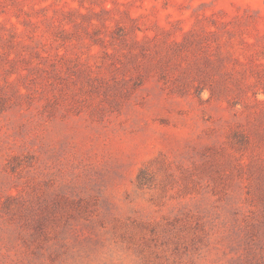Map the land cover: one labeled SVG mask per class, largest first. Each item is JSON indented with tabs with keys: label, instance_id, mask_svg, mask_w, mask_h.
Masks as SVG:
<instances>
[{
	"label": "rangeland",
	"instance_id": "374dc122",
	"mask_svg": "<svg viewBox=\"0 0 264 264\" xmlns=\"http://www.w3.org/2000/svg\"><path fill=\"white\" fill-rule=\"evenodd\" d=\"M0 264H264V0H0Z\"/></svg>",
	"mask_w": 264,
	"mask_h": 264
}]
</instances>
